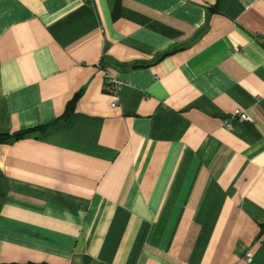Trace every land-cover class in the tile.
<instances>
[{
  "label": "crops",
  "instance_id": "crops-1",
  "mask_svg": "<svg viewBox=\"0 0 264 264\" xmlns=\"http://www.w3.org/2000/svg\"><path fill=\"white\" fill-rule=\"evenodd\" d=\"M27 129L0 263L264 264V0H0V132Z\"/></svg>",
  "mask_w": 264,
  "mask_h": 264
},
{
  "label": "trees",
  "instance_id": "trees-1",
  "mask_svg": "<svg viewBox=\"0 0 264 264\" xmlns=\"http://www.w3.org/2000/svg\"><path fill=\"white\" fill-rule=\"evenodd\" d=\"M159 56H157L156 58H158ZM144 63H147V62H144ZM142 63V64H144ZM141 63L139 62H132L131 64V67L134 66V65H138ZM81 93V91H76L74 92V95L67 100L66 102V105H65V108H64V111L62 113V116L61 117H67L69 116L73 110H74V106H75V100H77L79 94ZM32 129H27V130H16L15 132H10V131H3V132H0V142H3L5 140H8L9 138L10 139H15V138H18V137H23L25 135H27V133L29 131H31ZM261 230L263 231L264 230V224H262L261 226ZM0 264H3V263H0ZM8 264H12V263H8ZM22 264H39V263H22ZM93 264H99V263H93Z\"/></svg>",
  "mask_w": 264,
  "mask_h": 264
},
{
  "label": "built area",
  "instance_id": "built-area-1",
  "mask_svg": "<svg viewBox=\"0 0 264 264\" xmlns=\"http://www.w3.org/2000/svg\"><path fill=\"white\" fill-rule=\"evenodd\" d=\"M105 75H106L105 76V81H106L105 87L110 88L114 92L111 98V104L114 105L117 101L116 92L119 89L123 80L118 78L115 74L111 72L105 71ZM234 113L236 116H238V118H241L242 120L248 118L246 112L245 111L241 112L238 108L235 110ZM225 124L228 125V121L226 119H225ZM243 258H244V262H246L245 264H250L251 259H252V252L250 251L246 252Z\"/></svg>",
  "mask_w": 264,
  "mask_h": 264
}]
</instances>
